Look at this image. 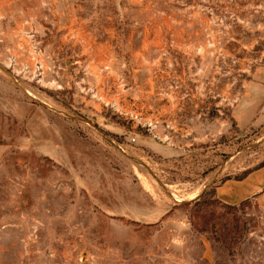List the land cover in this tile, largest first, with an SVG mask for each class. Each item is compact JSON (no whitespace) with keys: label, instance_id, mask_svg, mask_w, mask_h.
Segmentation results:
<instances>
[{"label":"rangeland","instance_id":"rangeland-1","mask_svg":"<svg viewBox=\"0 0 264 264\" xmlns=\"http://www.w3.org/2000/svg\"><path fill=\"white\" fill-rule=\"evenodd\" d=\"M262 164L264 0H0V264H264Z\"/></svg>","mask_w":264,"mask_h":264},{"label":"crops","instance_id":"crops-1","mask_svg":"<svg viewBox=\"0 0 264 264\" xmlns=\"http://www.w3.org/2000/svg\"><path fill=\"white\" fill-rule=\"evenodd\" d=\"M264 190V167L251 172L239 181L227 180L215 189L219 200L232 204L243 202Z\"/></svg>","mask_w":264,"mask_h":264},{"label":"trees","instance_id":"trees-1","mask_svg":"<svg viewBox=\"0 0 264 264\" xmlns=\"http://www.w3.org/2000/svg\"><path fill=\"white\" fill-rule=\"evenodd\" d=\"M262 167H264V164H262L261 166H259V167L256 168V169H259V168H262ZM256 169H255V170H256ZM251 172H253V171H251ZM251 172H246L242 177L238 178L237 180H242V179H244V178H245L248 174H250ZM217 200H218L219 202L222 203V201L219 200L218 198H217ZM245 201H247V200H245ZM245 201H243V202H245ZM243 202H241V203H243ZM227 205L233 207V205H229V204H227Z\"/></svg>","mask_w":264,"mask_h":264},{"label":"bare ground","instance_id":"bare-ground-1","mask_svg":"<svg viewBox=\"0 0 264 264\" xmlns=\"http://www.w3.org/2000/svg\"><path fill=\"white\" fill-rule=\"evenodd\" d=\"M193 197V196H192ZM191 198V197H190Z\"/></svg>","mask_w":264,"mask_h":264}]
</instances>
